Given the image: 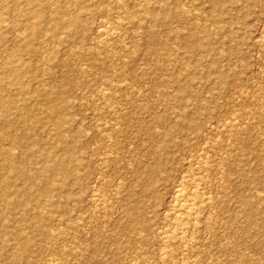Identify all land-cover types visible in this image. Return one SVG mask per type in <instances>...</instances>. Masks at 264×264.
<instances>
[{"label":"rangeland","instance_id":"374dc122","mask_svg":"<svg viewBox=\"0 0 264 264\" xmlns=\"http://www.w3.org/2000/svg\"><path fill=\"white\" fill-rule=\"evenodd\" d=\"M69 3L0 0V130L37 141L15 147L27 181L0 152V264H264V0Z\"/></svg>","mask_w":264,"mask_h":264},{"label":"bare ground","instance_id":"6f19581e","mask_svg":"<svg viewBox=\"0 0 264 264\" xmlns=\"http://www.w3.org/2000/svg\"><path fill=\"white\" fill-rule=\"evenodd\" d=\"M43 1H45V0H43ZM72 1V3H73V0H71ZM121 1V0H120ZM220 1L221 0H215V3H220ZM50 3V2H49ZM72 3H69V4H71L72 5ZM55 4V3H54ZM59 4H60V2H59ZM41 5V4H40ZM69 6V5H68ZM125 7V6H124ZM70 8V7H69ZM68 9V8H67ZM68 11V10H67ZM71 11V10H70ZM52 12H54V11H52ZM61 13V12H60ZM64 13V12H63ZM42 14V13H41ZM56 14V16H57V13H55ZM72 14H73V12H72ZM77 14V13H76ZM35 15H37V12H36V14ZM49 15V14H48ZM79 15V14H78ZM40 16H42V15H40V13H39V15H38V17H40ZM55 16V15H54ZM61 16H64L63 14H61ZM60 16V17H61ZM74 16V15H73ZM34 17V16H33ZM58 17V16H57ZM35 18V17H34ZM33 18V19H34ZM59 18V17H58ZM62 18V17H61ZM47 19V18H46ZM51 19V18H50ZM82 19V18H81ZM101 20V19H100ZM121 20V19H120ZM59 21H61V20H59ZM67 21H69L68 19H67ZM55 22V21H54ZM64 22H65V20H64ZM5 23V22H4ZM3 24V23H2ZM58 23H57V21H56V25H57ZM63 24V23H62ZM66 24V23H65ZM64 24V25H65ZM81 24V20L79 19V16H78V18H77V16L76 17H73L72 19H71V21H69V23H68V26L69 27H73V26H77V27H79L78 25H80ZM198 24V23H197ZM110 25V24H109ZM55 26V25H54ZM66 26V25H65ZM83 26V25H82ZM81 26V27H82ZM104 27V25H101V27ZM106 26H108V25H106ZM105 26V27H106ZM1 27V26H0ZM49 26H47V28H48ZM100 27V28H101ZM104 27V28H105ZM30 28H31V34H36V33H42V31H44V29H45V27H44V24H43V21H38V22H34L33 21V23L31 24V26H30ZM46 28V29H47ZM103 28V31L107 28H105L104 29ZM114 30V29H113ZM46 31V30H45ZM100 33H98V34H101L102 33V29H100V30H98ZM109 31V30H108ZM74 32V31H73ZM105 32H107V30L105 31ZM105 32H103V33H105ZM110 32V31H109ZM44 33V32H43ZM15 34H16V32H15ZM108 34V33H107ZM104 35V34H103ZM194 37V36H193ZM53 38H55V37H53ZM38 47V46H37ZM2 49V48H1ZM21 51L22 52H26V53H30V54H33L34 52H36L37 51V49H36V47L33 45V43H31L29 40L27 41V43L22 47V49H21ZM33 56V55H32ZM126 62V61H125ZM13 65V64H12ZM12 65H10V66H12ZM14 66V65H13ZM9 72H11V73H13V75L15 74L16 76V80L17 81H21L20 79H21V74H22V72H20L19 70H17V69H15V68H12V67H9ZM225 75V74H224ZM222 80V79H221ZM1 82V81H0ZM64 82H66V80L64 81ZM220 81H218V84H220L219 83ZM222 82V81H221ZM2 83V82H1ZM5 83V82H4ZM4 83H2L1 85H0V87L2 86V85H4ZM14 83V82H13ZM223 83V82H222ZM19 84H22L20 87L22 88V89H24V88H26V85L24 84V83H22V82H20ZM67 84V83H66ZM190 84V83H189ZM9 85V84H8ZM60 86V85H59ZM62 86V85H61ZM60 86V87H61ZM65 86V85H64ZM180 87V86H179ZM4 88H6L5 86H3V88H0V89H3L4 90ZM62 88V87H61ZM18 89H20V88H18ZM21 89V90H22ZM29 89V88H28ZM67 89V88H66ZM182 89V88H181ZM184 89V88H183ZM3 90H2V92H3ZM100 90V89H99ZM1 91V90H0ZM18 91H20V90H18ZM65 91V89L62 91L63 93H65L64 92ZM187 91V90H186ZM24 92H26V90H24ZM58 92V91H57ZM59 92H61V91H59ZM68 92V91H67ZM47 93H49V92H47ZM19 94V93H18ZM52 94V93H51ZM51 94H50V96H51ZM54 94V93H53ZM56 94V93H55ZM58 94V93H57ZM62 94V93H61ZM66 94V93H65ZM20 95V94H19ZM183 95V94H182ZM5 96V95H4ZM4 96H2L1 94H0V120H3V118L5 117V115H7V114H3L2 113V111H8V109H10V107H12L13 105H15V103H16V100L14 101V100H12V99H10V98H8V97H4ZM193 96V95H192ZM195 96V95H194ZM12 97V96H11ZM17 97V96H16ZM58 97V96H57ZM63 97H66V96H63ZM186 97V96H185ZM187 97H189V96H187ZM19 98V97H18ZM52 98V97H51ZM54 98V97H53ZM56 98V97H55ZM60 98H61V96H60ZM50 99V98H49ZM200 100H202L201 98H200ZM20 101H22L21 100V98H20ZM25 101V100H24ZM52 101V100H51ZM60 101V100H59ZM184 101H185V99H184ZM203 101V100H202ZM202 101H200V102H202ZM178 102H179V100H178ZM199 102V103H200ZM61 103V102H60ZM59 103V104H60ZM187 104V103H186ZM202 104V103H201ZM22 105V104H21ZM179 105V104H178ZM177 105V106H178ZM205 105V104H204ZM20 106V105H19ZM23 106V105H22ZM62 106V105H61ZM73 106H75V104L73 105ZM18 107V106H17ZM60 107V106H59ZM59 107H56L55 105H53V106H51L50 107V109H51V112H52V114L53 115H56L58 118H59V120H60V123L59 124H64L65 122H66V120H64V119H66V118H63V116H61V111L60 110H62L61 109V107H60V109H59ZM186 107V106H185ZM4 108V110H2ZM19 108V107H18ZM26 108V107H25ZM14 109V108H13ZM29 109V108H28ZM72 109V108H71ZM2 110V111H1ZM15 110V109H14ZM13 110V111H14ZM22 110V109H21ZM5 111V112H6ZM20 112V108H19V110L17 109V112ZM65 111V110H64ZM67 111V110H66ZM178 112V111H177ZM8 113V112H7ZM21 113V112H20ZM31 114L30 113V111L29 112H27V114ZM179 113V112H178ZM196 113V112H195ZM198 113V112H197ZM39 114V113H38ZM52 114H51V116H52ZM65 114V113H64ZM67 114V113H66ZM9 115H10V113H9ZM9 115H7V116H9ZM11 115H13L12 114V112H11ZM21 117H26V113L24 112V113H21V114H19ZM19 115H18V117H19ZM32 115H34V114H31V116ZM40 115V114H39ZM71 115V114H70ZM169 115V114H168ZM193 115V114H192ZM50 116V115H49ZM56 116H54V117H56ZM65 117H67L66 115H64ZM165 116V115H164ZM195 116V115H194ZM14 117V116H13ZM13 117H12V119H13ZM53 116H52V118H54ZM160 117H162V115L160 116ZM180 117V116H179ZM68 118V117H67ZM159 118V117H158ZM164 118V117H163ZM193 118V117H192ZM8 119H10V118H8ZM22 119V118H21ZM33 119V118H32ZM5 120V119H4ZM4 120L2 121V122H4ZM6 121V120H5ZM15 121V120H14ZM20 121V120H19ZM25 121V120H24ZM28 121H31L29 118H28ZM33 121V120H32ZM36 121V120H35ZM245 121V120H244ZM10 122V121H9ZM16 122V121H15ZM15 122H13V123H15ZM26 122H27V120H26ZM34 122V121H33ZM5 123V122H4ZM7 123V122H6ZM13 123L11 124V125H13ZM18 123V122H17ZM37 123V122H36ZM36 123H35V126H37L36 125ZM8 124H10V123H8ZM8 124H4V125H8ZM40 124V123H39ZM179 124V126L182 124H180V123H178ZM227 124V123H226ZM4 125H1V126H4ZM19 125V124H18ZM33 125H34V123H33ZM175 125L176 126H178L177 125V123H175ZM225 125V124H224ZM0 126V127H1ZM24 126H26V125H24ZM40 126V125H39ZM38 126V127H39ZM119 126V125H118ZM168 126V125H167ZM169 126H170V123H169ZM189 126V125H188ZM27 128L29 127V126H26ZM42 127V126H41ZM93 127V126H92ZM231 127V126H230ZM10 128V127H9ZM8 128V129H9ZM27 128H26V130H27ZM180 128V127H179ZM2 129V128H1ZM3 129H6L5 128V126H4V128ZM11 129H13V127L11 126ZM16 129V128H15ZM14 129V130H15ZM29 129V128H28ZM17 130V129H16ZM181 130H183L182 128H181ZM23 131V130H22ZM24 131H25V129H24ZM33 131V130H32ZM31 131V127H30V132H32ZM156 131V130H155ZM12 131H6V130H0V140H2V139H4L5 141H3V142H6V140H9L14 146H10L8 149H0V152H1V155H3L4 154V159H3V161H2V166L3 167H1V168H4V170H6V172L8 171V175H9V172L10 173H13L14 172V174L15 175H17V177H19L20 179H24V180H26V179H31V177H30V173H29V171H28V169L30 168H25V166L26 165H24V164H21L20 163V161L18 160V158L15 156L16 154H15V147H17L16 145L17 144H21V146L22 145H25V148L27 147V150H25V151H27V153H26V155L27 156H32V155H35L34 153H36L35 151H34V148H35V146L37 147V141H36V143L35 142H32V140H34V138L31 140V138H30V140H27L28 139V137L26 136H18L17 134L15 135V133L16 132H14V134L13 133H11ZM29 132V131H28ZM27 132V133H28ZM29 132V133H30ZM34 132H35V130H34ZM110 132V131H109ZM183 132V131H182ZM23 133V132H22ZM37 133V132H36ZM36 133H34V135L36 134ZM180 133V132H179ZM106 134V133H105ZM188 134V133H187ZM24 135H26L25 133H24ZM29 135V134H28ZM33 134H31L30 136H32ZM39 135V134H38ZM61 135V134H60ZM64 135H65V133H64ZM66 136V135H65ZM72 136V135H71ZM164 136H165V134H164ZM36 137V136H35ZM58 138V137H57ZM56 138V139H57ZM67 138V137H66ZM75 138V137H74ZM35 139H37V138H35ZM42 139H44V138H42ZM64 139V138H63ZM8 141V142H9ZM67 142V141H66ZM72 142H73V140H72ZM1 143V142H0ZM38 143L40 144V142L38 141ZM54 143V142H53ZM4 144V143H3ZM9 144V143H8ZM173 144V143H172ZM171 144V145H172ZM2 145V144H1ZM0 145V146H1ZM41 145V144H40ZM55 145V144H54ZM53 145V146H54ZM66 145H67V143H66ZM68 145H69V142H68ZM162 145H163V143H162ZM70 146V145H69ZM68 146V147H69ZM20 147V146H19ZM18 147V150L20 149ZM55 147V146H54ZM87 148H88V146H86ZM110 147V146H109ZM167 147V146H166ZM42 149H43V146L41 147ZM70 148V147H69ZM38 149V148H37ZM46 149V148H45ZM50 149H51V147H50ZM49 149V150H50ZM16 150H17V148H16ZM21 150V149H20ZM67 150V149H66ZM24 151V152H25ZM37 151V150H36ZM42 151V150H41ZM46 151H47V149H46ZM75 151V150H74ZM4 152V153H3ZM21 152V151H20ZM38 152V151H37ZM43 152H44V150H43ZM48 152V151H47ZM67 152V151H66ZM41 153V152H40ZM20 154V153H19ZM23 154V153H22ZM53 154H54V152H53ZM66 154V153H65ZM57 155V154H56ZM21 156V155H20ZM36 156V155H35ZM38 156V155H37ZM40 157H41V155H39ZM47 156H49V155H47ZM52 156H54V155H52ZM34 157V156H33ZM2 158V157H1ZM35 158V157H34ZM37 158H39V157H37ZM73 158V157H72ZM160 158V157H159ZM239 158V157H238ZM244 158V157H243ZM156 159H158V157L156 158ZM30 160H31V158H30ZM35 160V159H34ZM43 160V159H42ZM83 160V159H82ZM33 162V161H32ZM39 162V161H38ZM43 162V161H42ZM82 162V161H81ZM25 163V162H24ZM44 163V162H43ZM156 163V162H155ZM27 164V163H26ZM30 164V163H29ZM77 164V163H76ZM107 164V163H106ZM158 164H160V163H158ZM164 164V163H163ZM43 165V164H42ZM59 165V164H58ZM62 165V166H61ZM61 165H59V167L61 168V170L64 172V173H67V170H66V167H65V165H64V163H62ZM206 165V164H205ZM1 166V165H0ZM70 166H71V164H70ZM153 166H154V164H153ZM27 167V166H26ZM75 167V166H74ZM79 167V166H78ZM151 167V166H150ZM244 167V166H243ZM31 168H33V167H31ZM77 168V167H76ZM154 168V167H153ZM153 168H152V170H153ZM157 168H159L158 166H157ZM245 168V167H244ZM71 169V168H70ZM83 169V168H82ZM3 170V171H4ZM34 170V169H33ZM73 170H74V168H73ZM81 170V169H80ZM151 170V169H150ZM242 170V169H241ZM240 170V171H241ZM32 171V170H31ZM49 171V170H48ZM47 171V172H48ZM71 172H73L72 170H71ZM157 172H160V171H156V172H154V173H157ZM243 172V171H242ZM245 172V171H244ZM254 172V171H253ZM150 173H151V171H150ZM161 173V172H160ZM246 173V172H245ZM152 174H153V172H152ZM152 174H149V171H148V175H152ZM260 174V173H259ZM36 175V174H35ZM60 175V174H59ZM153 175H156V174H153ZM191 175V174H190ZM255 175H256V173H255ZM6 175H2V176H0V212L3 210V209H1V207H2V205H4L3 203H5L4 202V198H7L8 197V190H10V189H8V188H10L8 185H7V183L8 182H6L5 181V179H6V177H5ZM10 176V175H9ZM31 176H33V174L31 175ZM248 176H249V174H248ZM252 176H254V175H252ZM263 176V175H262ZM4 177H5V179H4ZM37 177H38V175H37ZM56 177V176H55ZM61 177V176H60ZM66 177V176H65ZM96 177V176H95ZM154 177V176H153ZM202 177V176H201ZM245 177V176H244ZM254 177H256V176H254ZM253 177V178H254ZM261 177V176H260ZM7 178H8V176H7ZM36 178V177H35ZM57 179H59V177L57 178ZM79 179V178H78ZM154 179V178H153ZM245 179V178H244ZM243 179V180H244ZM256 179V178H255ZM255 179H253V180H255ZM261 179V178H260ZM44 180H46V179H44ZM61 180V179H60ZM60 180H58V181H60ZM249 180V179H248ZM258 180V179H257ZM27 181V180H26ZM25 181V182H26ZM63 181V180H62ZM245 181V180H244ZM250 181H252V178L250 179ZM5 182H6V184H5ZM36 182V181H35ZM38 182V181H37ZM36 182V183H37ZM43 182V181H42ZM200 182V181H199ZM246 182V181H245ZM256 182V181H255ZM259 182V181H258ZM12 183V182H11ZM75 183V182H74ZM198 183V182H197ZM202 183V182H201ZM260 183V182H259ZM15 184V183H14ZM14 184H13V187H17L16 185L14 186ZM37 185H38V183H37ZM40 185V184H39ZM41 185H43V184H41ZM60 185V184H59ZM77 185V184H76ZM95 185V184H94ZM46 186V185H45ZM45 186H44V188H45ZM182 186V185H181ZM117 187H118V185H117ZM180 187V186H179ZM196 187V186H195ZM198 187V186H197ZM43 188V189H44ZM143 189H144V187H142ZM182 188V187H181ZM226 188V187H225ZM14 189H16V188H14ZM30 188H28V190H29ZM147 189H148V187H147ZM146 189V190H147ZM197 189V188H196ZM23 190H25V189H23ZM180 190H182V189H179V191ZM195 190V189H194ZM203 190V189H202ZM47 192H48V190L47 191H45V193L47 194ZM94 192H96V191H94ZM145 192H147V191H145ZM154 192V191H153ZM182 192V191H181ZM180 192V193H181ZM141 193V192H140ZM179 193V194H180ZM25 194V193H24ZM35 194H37V193H35ZM152 193H150V195H151ZM179 194H177V195H179ZM189 194V193H188ZM194 194V193H193ZM210 194V193H209ZM31 195V194H30ZM39 195V194H38ZM67 195V194H66ZM91 195V194H90ZM204 195V194H203ZM47 196V195H46ZM51 196V195H50ZM93 196H94V193H93ZM92 196V197H93ZM117 196V195H116ZM147 196H149V195H147ZM192 196V195H191ZM201 196V195H200ZM39 197V196H38ZM91 197V196H90ZM189 197V196H188ZM195 197V196H194ZM193 197V200L187 205V206H183V207H185L184 208V211L183 212H185L183 215V217H185L191 224H192V227L193 226H195V224L193 225V220H195L196 221V219H195V216H196V214H199V213H197V209H199L198 208V203H200V202H197V198H194ZM251 197V196H250ZM36 198H37V196H36ZM40 198V197H39ZM39 198H37V199H39ZM45 198V197H44ZM185 198V197H184ZM240 198V197H239ZM52 199V198H51ZM95 199V198H94ZM241 199V198H240ZM252 199V198H251ZM36 200V199H35ZM45 200H46V198H45ZM178 200V199H177ZM188 200V199H187ZM243 200H244V198H243ZM100 201V200H99ZM242 201V200H241ZM22 202V201H21ZM49 202V201H48ZM93 202V201H92ZM101 202V201H100ZM140 202V201H139ZM16 203V202H15ZM95 203V202H94ZM138 203V202H137ZM185 203V202H184ZM183 203V204H184ZM23 204H25V203H23ZM29 204V203H28ZM27 204V205H28ZM74 204V203H73ZM187 204V203H186ZM185 204V205H186ZM206 204V203H205ZM42 205V204H41ZM44 205H45V203H44ZM47 205V204H46ZM137 205V207L140 209V211H141V206L139 207L138 206V204H136ZM140 205V204H139ZM179 205V204H178ZM201 205V204H200ZM246 205V204H245ZM17 206V205H16ZM15 206V207H16ZM22 206V205H21ZM175 206V205H174ZM242 206V205H241ZM248 206V205H247ZM13 207V206H12ZM182 207V208H183ZM96 208V207H95ZM132 208V207H131ZM136 208V207H135ZM177 208V207H176ZM179 208V207H178ZM242 208V207H241ZM247 208V211L249 210L248 209V207H246L245 206V208H243V210H245ZM250 208V207H249ZM7 209V208H6ZM13 209H15V208H13ZM26 209V208H25ZM133 209V208H132ZM40 210H41V208H40ZM135 210V209H134ZM180 210V209H179ZM182 210V209H181ZM242 210V211H243ZM251 210V209H250ZM253 210H255V208L253 209ZM253 210H252V213H253ZM133 211V210H132ZM136 211H137V208H136ZM139 211V213L141 214V212ZM246 211V210H245ZM244 211V212H245ZM182 212V211H181ZM182 212V213H183ZM129 213V212H128ZM138 212H137V214H139ZM24 214V213H23ZM132 214H133V212H132ZM134 214H135V212H134ZM179 214H181V213H179ZM246 214H248V213H246ZM245 214V215H246ZM32 215V214H31ZM136 215V214H135ZM209 215V214H208ZM39 216H40V214H39ZM249 216V215H248ZM247 216V217H248ZM251 216L253 217V214H251ZM255 216V215H254ZM40 217H42V216H40ZM40 217H38V218H40ZM136 217V216H135ZM137 217H138V215H137ZM140 217H141V215H140ZM182 217V218H183ZM207 217V216H206ZM46 218H47V215H46ZM133 218V217H132ZM246 218V217H245ZM254 218V217H253ZM253 218H250V220H252ZM44 219V218H43ZM135 219H138V218H135ZM40 219H38V221H39ZM144 218H143V221L142 222H144ZM207 220V219H206ZM246 220H247V218H246ZM254 220V219H253ZM37 221V220H36ZM43 221V220H42ZM179 221V220H178ZM255 221V220H254ZM23 222V221H22ZM68 222V221H67ZM187 222V221H186ZM250 222V221H249ZM41 223V222H40ZM137 223H138V221H137ZM140 223V222H139ZM145 223H146V221H145ZM189 223V224H190ZM196 223V222H195ZM248 223V222H247ZM36 224H37V222H36ZM38 224H39V222H38ZM37 224V225H38ZM45 224V223H44ZM144 224V223H143ZM250 224V223H249ZM34 225V224H33ZM42 225V224H41ZM47 225H48V223H47ZM43 226V225H42ZM61 226V225H60ZM208 226V225H207ZM248 226V225H247ZM250 226H252V224L250 225ZM249 226V227H250ZM37 227V226H36ZM47 227V226H46ZM241 227V226H240ZM248 227V228H249ZM255 227V226H254ZM195 228V227H194ZM193 229V228H192ZM1 230V229H0ZM40 230V228H38V231ZM49 230V229H48ZM58 230V229H57ZM252 230V229H251ZM45 231H47V230H45ZM245 231V230H244ZM247 231V230H246ZM249 231V230H248ZM1 232V231H0ZM44 232V231H43ZM49 232V231H48ZM55 232V231H54ZM251 232V231H250ZM249 232V233H250ZM39 233V232H38ZM47 233V232H46ZM177 233V232H176ZM186 233V232H185ZM167 234V233H166ZM187 234V233H186ZM27 236V235H26ZM187 237V236H186ZM177 238V237H176ZM49 239V238H48ZM23 241V240H22ZM24 241H26L25 240V238H24ZM25 243H27V241L25 242ZM30 244V243H29ZM17 245V244H16ZM29 246H31V245H29ZM25 248H27V246H25ZM24 249V248H23ZM29 249H31V248H29ZM65 249V248H64ZM195 249V248H194ZM25 251V250H24ZM27 251V250H26ZM31 251V250H30ZM23 253V252H22ZM25 253V252H24ZM185 253V252H184ZM4 255V254H3ZM6 257H7V255H6ZM18 257H20V255L18 256ZM26 257V256H25ZM30 258V257H29ZM3 259V258H2ZM11 259V258H10ZM6 261V260H5ZM28 261V260H27ZM5 264V263H4Z\"/></svg>","mask_w":264,"mask_h":264}]
</instances>
